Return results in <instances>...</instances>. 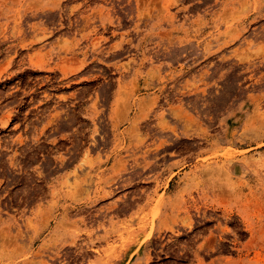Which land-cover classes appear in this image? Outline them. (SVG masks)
<instances>
[{"label":"rangeland","instance_id":"374dc122","mask_svg":"<svg viewBox=\"0 0 264 264\" xmlns=\"http://www.w3.org/2000/svg\"><path fill=\"white\" fill-rule=\"evenodd\" d=\"M0 264H264V0H0Z\"/></svg>","mask_w":264,"mask_h":264}]
</instances>
